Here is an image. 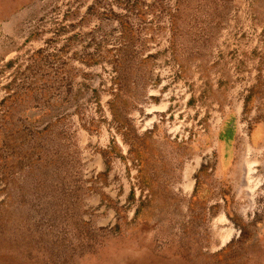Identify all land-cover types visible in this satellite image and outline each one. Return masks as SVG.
I'll list each match as a JSON object with an SVG mask.
<instances>
[{
    "label": "rangeland",
    "instance_id": "rangeland-1",
    "mask_svg": "<svg viewBox=\"0 0 264 264\" xmlns=\"http://www.w3.org/2000/svg\"><path fill=\"white\" fill-rule=\"evenodd\" d=\"M0 264H264V0H0Z\"/></svg>",
    "mask_w": 264,
    "mask_h": 264
}]
</instances>
